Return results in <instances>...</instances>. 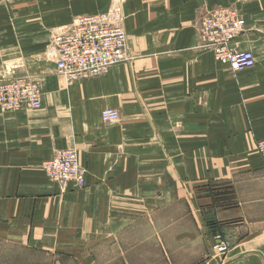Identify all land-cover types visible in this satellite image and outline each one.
Here are the masks:
<instances>
[{
  "label": "crops",
  "instance_id": "0c3cea01",
  "mask_svg": "<svg viewBox=\"0 0 264 264\" xmlns=\"http://www.w3.org/2000/svg\"><path fill=\"white\" fill-rule=\"evenodd\" d=\"M216 8L244 21L234 47L253 68L199 48ZM103 12L128 60L65 84L53 36ZM15 77L42 98L0 109V243L75 264H264V0H0V81ZM69 148L83 188L44 174ZM216 234L225 257L212 255Z\"/></svg>",
  "mask_w": 264,
  "mask_h": 264
},
{
  "label": "built area",
  "instance_id": "2783aa9c",
  "mask_svg": "<svg viewBox=\"0 0 264 264\" xmlns=\"http://www.w3.org/2000/svg\"><path fill=\"white\" fill-rule=\"evenodd\" d=\"M244 29V21L235 10L216 8L200 22L199 48L209 50L217 61L226 63L234 71L253 68L251 52L238 51L234 44ZM52 44L56 52L55 71L65 84L97 78L110 68L128 60L125 54L126 36L111 12L84 15L76 18L62 33L55 34ZM42 92L38 82L24 77L0 81V109L37 110L41 107ZM103 123L118 122L115 110L105 109L100 114ZM257 153L264 158V140L255 143ZM43 171L51 183H72L83 188L85 180L73 148L57 151L43 164ZM211 246L213 256L225 257L228 245L216 234Z\"/></svg>",
  "mask_w": 264,
  "mask_h": 264
},
{
  "label": "rangeland",
  "instance_id": "374dc122",
  "mask_svg": "<svg viewBox=\"0 0 264 264\" xmlns=\"http://www.w3.org/2000/svg\"><path fill=\"white\" fill-rule=\"evenodd\" d=\"M0 264H75L65 256L40 253L28 248L0 243Z\"/></svg>",
  "mask_w": 264,
  "mask_h": 264
}]
</instances>
